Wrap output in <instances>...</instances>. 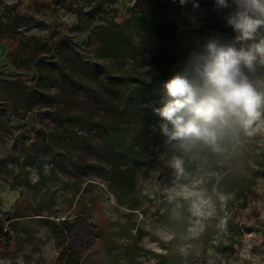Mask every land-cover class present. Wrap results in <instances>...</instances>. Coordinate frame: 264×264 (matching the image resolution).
Returning a JSON list of instances; mask_svg holds the SVG:
<instances>
[{
    "label": "rangeland",
    "instance_id": "rangeland-1",
    "mask_svg": "<svg viewBox=\"0 0 264 264\" xmlns=\"http://www.w3.org/2000/svg\"><path fill=\"white\" fill-rule=\"evenodd\" d=\"M161 1L156 5L157 16L167 25L182 22L197 36L219 37L225 46L237 49L264 39L260 29L254 40L236 41L238 34L227 21L239 10L237 0H227V7L217 0H188L184 5L179 0ZM135 2L0 0V66H9L12 39L8 38L12 36L23 42L20 65L25 66L68 29L80 31V20L89 30L118 23L133 15L130 8ZM194 3L199 7H193ZM138 40L139 35L134 42ZM99 62L117 69L110 59ZM35 64L37 84L18 78L13 85L0 77V102L6 101L19 120L41 131L39 147L29 144L24 133L28 126L13 134L7 127V113L0 108V222L10 237L9 245L0 249V264H57L61 247L55 231L61 237V222L78 216L93 224L98 237L81 264H264V165L249 193L226 199L210 188L225 175L226 164L199 154L195 142L182 147L154 128L147 147L136 148L143 158L134 160L119 158L83 123L74 125L77 132L62 136V116L109 121L118 98L85 77L64 75L51 63ZM137 64L127 60L123 69L134 68L148 79L156 68L150 65L148 73ZM243 71L264 91V63L258 59L254 70ZM257 132L254 125L248 132L228 128L221 137L229 141L232 156L252 163L264 154V134ZM49 145L64 153L62 166L49 163ZM176 157L184 161L182 174L172 166ZM120 165V170H126L121 176L132 183L131 194L121 193L110 179ZM182 201L196 205L188 209L186 234L172 246L175 235L167 222L180 218Z\"/></svg>",
    "mask_w": 264,
    "mask_h": 264
},
{
    "label": "trees",
    "instance_id": "trees-1",
    "mask_svg": "<svg viewBox=\"0 0 264 264\" xmlns=\"http://www.w3.org/2000/svg\"><path fill=\"white\" fill-rule=\"evenodd\" d=\"M145 1H148V4L144 6ZM160 3L163 2L136 0L130 8L133 15L129 18H121L118 23L109 22L94 30H89L88 26L80 20L82 26L80 31L68 29L45 51H41L39 57H32V62L25 66L20 65L21 61L24 63V60L20 58L23 42L18 40L17 36L11 35L12 38H8L12 39L8 53L9 66H0V77H6L7 81L13 85L18 83V78L37 84L39 75L35 63L47 62L58 67L66 76L76 75L78 78L85 77L94 82L104 91L118 98V103L112 108L111 119L109 121L80 119L67 114L62 116L64 123L62 130L59 131L60 134L63 136L64 132H77L73 129L74 125L83 123L93 129L95 135L100 137L110 150L117 153L119 158L127 156L134 160L142 159L141 151L136 148L147 147L151 139L149 132H153L154 128L156 129L154 132H162L160 125L164 122L154 114L153 108L160 106L166 99L164 84L174 74L187 72L190 76H194L197 64L202 65L208 57L207 45L210 42L225 46L221 38L211 35L197 36L182 22L175 25L165 24L157 16L156 5ZM110 28L114 31L109 32ZM137 35L139 40L135 43ZM75 41L78 45H74ZM66 46H69L71 51L66 50ZM99 59L114 61L117 69L112 70L106 63L99 62ZM130 59L138 62V66H156L150 74V82L149 78H141L134 68L123 69L125 62ZM63 60L66 63H63ZM0 108L7 113L8 130L14 134L22 130L24 126H28L26 130L28 132L24 133L27 134L29 144L39 147L37 135L41 131L19 120L6 101L0 102ZM254 127L257 133L264 134V118L254 124ZM225 138V135L220 138L219 150H213L202 142H195V144L199 154L226 164L225 175L215 180L210 186L215 194L222 193L226 199L232 196L243 197L249 193L253 180L261 173L258 169L264 165L261 162L264 154L259 156L260 159L249 163L242 156H232L229 141ZM47 147L49 163L57 167L62 166L64 153L61 149L55 145ZM37 154L44 155L38 148ZM121 165L116 167L118 172L111 174L110 179L118 186L121 193L131 194L134 190L132 183L121 176L122 172H126V170H120ZM181 203L180 218L167 222L175 235L171 240L172 246L179 237L186 234L189 225L188 209L196 205L195 202L182 201ZM60 228L61 237L55 231L60 239L61 247L56 263L81 264L82 259L93 249L98 238L93 224L84 217L78 216L71 222L63 220ZM9 243L10 237L4 233V225L0 222V249L8 246ZM171 257L174 260L178 258L175 248L171 250Z\"/></svg>",
    "mask_w": 264,
    "mask_h": 264
},
{
    "label": "clouds",
    "instance_id": "clouds-1",
    "mask_svg": "<svg viewBox=\"0 0 264 264\" xmlns=\"http://www.w3.org/2000/svg\"><path fill=\"white\" fill-rule=\"evenodd\" d=\"M179 2L184 5L188 0ZM217 3L227 7V0ZM237 4L239 10L227 23L238 34L237 42L254 40L264 29V0H237ZM193 7H199L198 3ZM207 51L208 57L202 65L197 64L194 76L187 72L174 74L164 84L166 99L153 111L164 122L160 128L169 141L182 147L202 142L219 150L223 130L239 128L248 132L264 118V91H259L243 71L254 70L258 59L264 63V39L240 49L210 42ZM145 71L150 73L151 66H145ZM183 164L181 158L173 159L177 173L184 172Z\"/></svg>",
    "mask_w": 264,
    "mask_h": 264
}]
</instances>
